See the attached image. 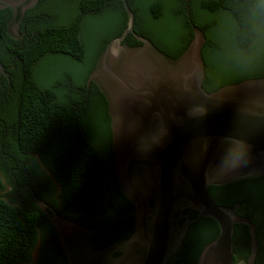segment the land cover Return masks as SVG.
I'll return each mask as SVG.
<instances>
[{
    "label": "trees",
    "instance_id": "obj_1",
    "mask_svg": "<svg viewBox=\"0 0 264 264\" xmlns=\"http://www.w3.org/2000/svg\"><path fill=\"white\" fill-rule=\"evenodd\" d=\"M128 1L136 15L135 32L173 59L191 44L193 24L205 32L207 78L203 86L207 92L264 78V63L244 71L235 65L234 70L221 72L216 66V58L227 49L243 56L238 64L250 55L249 49L233 38L234 20L238 22L237 13L243 12L238 5L250 4L255 10L264 6V0ZM68 8L73 17L64 22L59 15ZM11 18L10 9L0 10V62L9 74V78L0 77V264H67L53 224L35 203L36 196L73 222L93 230L103 228L93 241L97 249L129 238L135 228V218H126V210L112 208L107 202L111 176L123 202L133 208L116 183L108 102L95 83L88 88V79L107 45L125 31L128 15L122 0H40L26 12L20 40L7 33ZM89 23L96 24L98 30L91 32ZM225 34L230 35L234 49L226 45ZM124 43L141 46L133 34ZM56 63L69 66L57 78L64 83L61 89L56 87L58 83L50 84L41 77ZM90 104L101 112V144L89 130ZM5 128L13 131L10 138L4 134ZM3 150L11 151L13 158L4 157ZM36 158L50 176L37 167ZM5 181L20 193L16 202L6 194ZM246 181L249 179L212 186L208 192L218 205H240L238 214L243 216L245 194L249 196L242 191ZM251 195L256 199L255 193ZM210 225L215 233L206 229ZM218 231L212 218L192 225L183 248L168 264H197Z\"/></svg>",
    "mask_w": 264,
    "mask_h": 264
},
{
    "label": "water",
    "instance_id": "obj_2",
    "mask_svg": "<svg viewBox=\"0 0 264 264\" xmlns=\"http://www.w3.org/2000/svg\"><path fill=\"white\" fill-rule=\"evenodd\" d=\"M40 0H0V10L10 9L8 35L20 40L26 12ZM128 23L100 56L88 79L108 102L113 139V164L119 186L134 205L126 216L135 218L133 234L104 249L93 241L103 230L90 229L61 216L46 202L35 203L50 218L67 264H168L184 246L192 223L212 218L220 231L202 250L197 264H233L236 225L249 228L252 253L258 256L256 225L235 208L218 205L209 195L212 186H227L244 179L264 177V78L248 79L209 93L203 48L205 32L193 24L194 38L187 50L173 59L150 39L135 32L136 15L128 0H122ZM133 34L141 46L124 43ZM8 77L0 62V77ZM208 107L200 122L186 118L185 110ZM159 114L169 129V141L147 154L138 151L137 140L148 137ZM183 124L178 126V121ZM226 138L247 141L250 164L231 174L213 171ZM153 200V205L151 204ZM198 212L183 225L178 212ZM125 216V217H126ZM183 217H188L189 214ZM116 252L124 255L116 258Z\"/></svg>",
    "mask_w": 264,
    "mask_h": 264
},
{
    "label": "clouds",
    "instance_id": "obj_3",
    "mask_svg": "<svg viewBox=\"0 0 264 264\" xmlns=\"http://www.w3.org/2000/svg\"><path fill=\"white\" fill-rule=\"evenodd\" d=\"M243 12L237 13L234 20L233 38L238 39L242 46L249 49L250 55L237 67L244 70L264 63V6L252 10V5H238ZM208 107L195 105L185 110V116L193 122H200L208 115ZM178 126L183 120L178 121ZM169 141V129L167 122L156 115V122L147 138L140 136L137 140L138 151L147 154L154 147H163ZM251 162L250 145L240 138H226L221 145L219 161L213 166V171L221 174H231L247 167Z\"/></svg>",
    "mask_w": 264,
    "mask_h": 264
},
{
    "label": "flooded vegetation",
    "instance_id": "obj_4",
    "mask_svg": "<svg viewBox=\"0 0 264 264\" xmlns=\"http://www.w3.org/2000/svg\"><path fill=\"white\" fill-rule=\"evenodd\" d=\"M8 77H9V74H8ZM110 123H111V121H110ZM12 133H13V131H10V130H8V128H5L4 134L6 135V137L10 138V134H12ZM96 141L100 144V142L98 140H96ZM112 147H113V139L111 138V155H112V162H113V149H112ZM2 154L4 155V157L13 158L11 151H4L3 150ZM113 166H114V164H113ZM256 178L257 179L249 178V181H246L243 183V190L242 191L248 193L250 196L249 197L247 194H245L246 197H248V199H247V204L245 205V208L243 209V216L249 218L256 225V228H257L258 256H257V258L253 264H264V191L262 190V188L264 187V181H260L259 177H256ZM109 179L110 180H108V183H107V186H109L108 192H107V195H108L107 202L109 204H111L112 208L126 210L128 212L126 215H128L130 212H132L134 210V208H135L134 205L130 202L133 205V208L131 209L128 207V205L125 202H123L122 197L119 195V193L117 192V189L115 187V181H113L111 176H109ZM116 183L119 185L117 175H116ZM252 193L256 194L255 195L256 199H254V197L251 198L253 196V195H251ZM153 203H154L153 200H151L152 205H153ZM187 214H189V218L183 217L184 215H187ZM197 216H198V212H196V211L190 212V210L181 211L175 215V217H180V224L181 225H183L187 219H195ZM127 217H131V216H126V218ZM64 218H66V217H64ZM202 219L192 223L190 226V229H191L192 225L199 223V221H201ZM242 226H243V228H236L235 229L233 264H248L251 253H252L249 228L247 226H244V225H242ZM217 228L220 231L218 224H217ZM190 229L188 231V234L190 232ZM206 229L208 231H210L211 233L216 232V229L213 225H210V227L208 226ZM133 232H134V230H133ZM55 239H57V238H55ZM123 255H124V252H116L114 254V256L116 258H119Z\"/></svg>",
    "mask_w": 264,
    "mask_h": 264
},
{
    "label": "rangeland",
    "instance_id": "obj_5",
    "mask_svg": "<svg viewBox=\"0 0 264 264\" xmlns=\"http://www.w3.org/2000/svg\"><path fill=\"white\" fill-rule=\"evenodd\" d=\"M60 19L63 20L64 22H69L72 17H73V11L72 9H66L64 10V12H61L59 15ZM100 23V22H99ZM89 29L91 32H96L98 30V26L94 23H89ZM226 37V45L233 48L231 46L230 43H232L231 39H230V35H226L224 36V38ZM234 49V48H233ZM236 53L232 50V49H227L226 54L219 56L218 58H216V66L217 68L221 71L224 72L226 70H234V66L238 65V58H242L240 55H235ZM238 60H237V59ZM244 61L246 60V58H243ZM58 63V62H57ZM57 63L55 65H52L51 67H48L50 69H45L44 73H42L41 77L42 79L44 78L46 81H48V83L52 84V83H58L56 85V87L58 89H61L62 87H64V83L62 84V82L60 83L57 78L62 76V73L64 71H66L68 69V65L66 64H58ZM87 122H88V126H89V130L90 133H92V135H94L96 137V139L101 143L104 142V126H103V122H102V116H101V112L98 108V106L96 105H92L90 104L89 107V111H88V115H87ZM6 142H8L7 138H6ZM36 164L37 167L43 171L46 175L50 176L49 172L46 171V169L44 168V166L42 165V163L40 162V160L38 158H36ZM6 185H7V191L6 194H8V196L13 199L14 202H16L14 199L19 200V192H15V188L13 187L12 184L8 183V181H5ZM18 202V201H17ZM37 252L34 254V258H33V263L35 262V260L37 259Z\"/></svg>",
    "mask_w": 264,
    "mask_h": 264
}]
</instances>
